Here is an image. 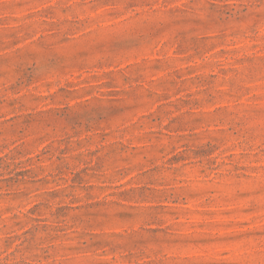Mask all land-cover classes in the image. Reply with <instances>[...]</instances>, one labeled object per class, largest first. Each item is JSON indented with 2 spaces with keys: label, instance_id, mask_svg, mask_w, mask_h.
Instances as JSON below:
<instances>
[{
  "label": "rangeland",
  "instance_id": "obj_1",
  "mask_svg": "<svg viewBox=\"0 0 264 264\" xmlns=\"http://www.w3.org/2000/svg\"><path fill=\"white\" fill-rule=\"evenodd\" d=\"M0 264H264V0H0Z\"/></svg>",
  "mask_w": 264,
  "mask_h": 264
}]
</instances>
